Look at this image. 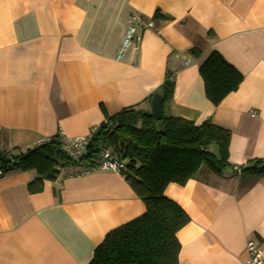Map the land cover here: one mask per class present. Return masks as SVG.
Returning a JSON list of instances; mask_svg holds the SVG:
<instances>
[{"label": "crops", "instance_id": "1", "mask_svg": "<svg viewBox=\"0 0 264 264\" xmlns=\"http://www.w3.org/2000/svg\"><path fill=\"white\" fill-rule=\"evenodd\" d=\"M133 14L151 25L117 58ZM214 50L243 75L218 105L199 72ZM169 70L167 115L231 131L228 171L165 189L190 217L179 262L247 264L250 238L264 252V177L249 186L234 166L264 158V0H0V149L88 136L127 107L152 113ZM36 177H0V264H89L108 232L146 211L119 172L69 166L32 193Z\"/></svg>", "mask_w": 264, "mask_h": 264}, {"label": "trees", "instance_id": "2", "mask_svg": "<svg viewBox=\"0 0 264 264\" xmlns=\"http://www.w3.org/2000/svg\"><path fill=\"white\" fill-rule=\"evenodd\" d=\"M153 18L169 19L159 9ZM189 52L200 56L199 49ZM199 72L206 96L215 105L236 91L243 81V75L216 50L200 64ZM174 87L175 72L169 70L155 92L163 99L162 119L135 107L106 115L77 157L64 149L60 132L25 150L0 149V177L14 171L35 170L37 177L28 184L32 193L41 192L45 180L57 179L62 168L93 169L104 148L125 160V178L144 201L146 211L108 232L89 264H180L177 233L190 217L176 201L165 196L166 187L170 183L185 185L203 167L209 173L222 175L232 165L229 129L210 120L195 124L165 113ZM212 145L217 146V152L211 149ZM241 174L253 179L249 186L264 177V158L250 159L241 166Z\"/></svg>", "mask_w": 264, "mask_h": 264}, {"label": "built area", "instance_id": "3", "mask_svg": "<svg viewBox=\"0 0 264 264\" xmlns=\"http://www.w3.org/2000/svg\"><path fill=\"white\" fill-rule=\"evenodd\" d=\"M151 24L149 21H146L142 16L138 14H133L130 16L128 20V27L124 34V37L121 41L117 58H121L125 51L130 46H138L143 38V31L149 27ZM184 64H189V60H186ZM255 113V111L253 112ZM96 127L91 129V132L88 136L79 137L71 140H67L64 137V149L67 150L73 157L79 156L85 149V146L88 143L89 138L95 131ZM63 136V135H62ZM47 139H40L37 143H42ZM100 168L105 170H111L115 172H119L124 175L126 170V162L125 160L115 156L111 150L108 148H104L101 150L99 157L96 161V166L93 168ZM235 171L238 173L241 172L240 166H234ZM125 176V175H124ZM246 252H247V264H264V255L263 249L260 243L254 238H250L246 244Z\"/></svg>", "mask_w": 264, "mask_h": 264}, {"label": "water", "instance_id": "4", "mask_svg": "<svg viewBox=\"0 0 264 264\" xmlns=\"http://www.w3.org/2000/svg\"><path fill=\"white\" fill-rule=\"evenodd\" d=\"M152 114L155 119L160 120L163 118V99L159 93H155L151 100Z\"/></svg>", "mask_w": 264, "mask_h": 264}, {"label": "rangeland", "instance_id": "5", "mask_svg": "<svg viewBox=\"0 0 264 264\" xmlns=\"http://www.w3.org/2000/svg\"><path fill=\"white\" fill-rule=\"evenodd\" d=\"M215 152H217V146L216 145H212V147H211ZM227 170V169H226ZM225 170V171H226ZM228 171V170H227ZM201 173H203L205 176H207V174H208V172H207V170H206V168L205 167H203L202 169H201Z\"/></svg>", "mask_w": 264, "mask_h": 264}]
</instances>
